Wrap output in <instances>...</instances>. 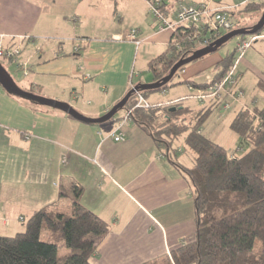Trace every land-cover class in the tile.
<instances>
[{
  "label": "crops",
  "instance_id": "crops-1",
  "mask_svg": "<svg viewBox=\"0 0 264 264\" xmlns=\"http://www.w3.org/2000/svg\"><path fill=\"white\" fill-rule=\"evenodd\" d=\"M169 1L175 0H163L164 11L166 19L174 23L181 3L171 6ZM190 1L212 10L224 8L221 0ZM124 2L127 4L121 9L138 4L137 0L118 4L108 0H0V37L5 47L19 48L20 55L23 48L26 50L16 60L7 61L17 64V72L23 73L24 86H18L69 104L87 118L99 119L134 87L154 83L150 69L147 74H136L138 54L142 47L151 45L166 52L180 26L159 32L155 19L143 39L138 26L111 30L106 38L80 32L78 24L86 26L83 21L88 17L98 20V8L107 4L115 12ZM240 2L241 7L246 4L245 0ZM142 8V14L148 11L146 5ZM258 13L254 12L255 18ZM50 15L57 16L58 22H52ZM134 29L139 42L142 40L139 46L128 39ZM151 54L148 62L158 57ZM206 58L194 62L197 64L190 71L186 68L181 72L173 79L174 86L146 99L153 98L152 105L163 107L175 101L192 110L208 106L194 99L197 106L192 107L178 89L185 85L189 89L185 81L207 84L214 80L215 72H199L212 60ZM220 63L216 64L218 69ZM242 63L252 68L247 60ZM243 75L241 72L238 88L241 86L249 98L242 102L251 109L262 107L264 96L263 102L256 99ZM259 80L264 85V74ZM217 110L220 115L216 120L223 121L226 110L221 106ZM123 112L109 122L87 124L0 88V236L22 233L23 222L26 226L29 217L43 209L69 214L78 201L110 225L90 264H147L196 242L198 222L191 183L132 118L123 119ZM119 125L126 136L122 142L114 139ZM203 127V135L224 147L213 140V134L207 136ZM179 152L176 161L192 168L180 162ZM74 186L81 189L78 198Z\"/></svg>",
  "mask_w": 264,
  "mask_h": 264
},
{
  "label": "trees",
  "instance_id": "trees-1",
  "mask_svg": "<svg viewBox=\"0 0 264 264\" xmlns=\"http://www.w3.org/2000/svg\"><path fill=\"white\" fill-rule=\"evenodd\" d=\"M108 1L118 4L121 0ZM165 8L166 5H161L160 10L167 18ZM256 10L264 11V0L246 2L231 15L236 17ZM214 35L215 31L208 25L200 29L178 27L167 51L149 62L155 82L167 77L181 59L203 49L198 43ZM248 37L240 36L238 42ZM235 58L236 49L221 61L219 71L210 83L185 81L184 84L207 88L227 74ZM186 67L176 73L174 80ZM174 80L161 89L141 91L140 94L148 98L153 92L174 86ZM261 86L264 89V85ZM137 96L136 93L130 97L124 110L134 107ZM182 105L179 101L161 108L132 112L135 123L191 183L198 222L196 242L173 250L171 258L162 257L147 264H264V105L254 108V113L240 108L232 120V131L240 136L242 144L251 148L240 158L230 156L224 147L201 133L203 125L221 106L219 102L212 101L199 110L182 108ZM172 109L176 110L172 112ZM187 114L191 115V125L183 120ZM185 135V143L195 153L192 168L176 161L178 148L174 144ZM74 190L78 198L81 189L74 186ZM25 227V231L16 236H0V264H90V258L110 232L106 221L78 201L74 202L69 214L53 213L48 209L37 211L29 217ZM257 241L261 244L259 253L255 252ZM62 251L66 253L61 254Z\"/></svg>",
  "mask_w": 264,
  "mask_h": 264
},
{
  "label": "rangeland",
  "instance_id": "rangeland-1",
  "mask_svg": "<svg viewBox=\"0 0 264 264\" xmlns=\"http://www.w3.org/2000/svg\"><path fill=\"white\" fill-rule=\"evenodd\" d=\"M137 1H138V4H136L135 7H133L131 5H127V7H125L126 9H121V8L123 7V4H127V2L122 3V6H120V8L118 7V9H117V15L115 14V12L113 10L114 8L113 9L107 8V6H106L107 4L98 8V12H97L98 13V17H97L98 20H96L92 17H88L86 19V21H83L86 23V26L82 25V24H78L81 27L80 32L82 31L84 34H88L94 38L95 37L106 38V36L108 35V33L111 30H115V29L119 30L121 28L125 29V28H127V26H138V28H140V32H141V39H143L145 37L146 33L149 32L151 29L150 24H152L156 20H155L154 16L151 14V5L147 2V0H137ZM221 1H222L224 8H230V9L238 10V9L242 8L241 6H239L241 4L240 1H244V0H221ZM177 2H179L181 4L189 3V4H193V5H199V2L195 3V2L190 1V0L169 1L168 4L171 3V6H173V4L174 3L176 4ZM107 3H109V2H107ZM142 5H146V10H148V11H145L144 14L141 13V12H143ZM89 11H91V10H89ZM263 15H264V11L263 12L259 11L256 18L254 17V13H244L238 17L234 16L236 19V22H237L236 26H238L237 29L250 28V27L256 26L260 22V20L262 19ZM49 18L52 22H54L55 20H56V22H58V18L55 15H50ZM186 26H189V24H186ZM237 29H235V30H237ZM233 31L234 30H232V31L223 30L222 32H223V35H228L229 33L233 32ZM81 33H79V35ZM261 35H264V31L262 32ZM261 35L249 36L247 39L242 41V42H244V41L249 42L252 38L259 37L258 38L259 40L258 39L255 40L254 43L252 44V46L245 52V55H244V57L246 56V58H244V59L247 60L252 65V68L245 67L244 64L242 63L239 66V73H240V75H241V72L244 73L243 77L245 76V84L247 85L248 89L255 96H257V98L255 97L256 99L262 100V102H263L264 89L262 88L261 84H259L260 83L259 82L260 81L259 76L261 74H264V36H261ZM238 38L239 37L234 38L231 41H229L224 47L220 48V50L218 52H216L215 54L208 55L206 59H212V60H210V62H208L209 66L205 70L203 68H201L199 70V72L206 73V74L203 73V75H207V74H211V73L213 74L215 72V75H216L219 71V69L217 68L218 67L217 65L220 63V61H222L226 57L227 54H229L230 52H232L235 49V47L239 43ZM141 42H142V40H140V43ZM163 50L164 49L159 50V48L154 47V45L142 47L139 54H138L136 74L137 73L147 74L146 72L149 71V62H150V61L148 62L146 59L147 55L149 53H152L150 56H154V55L159 56L160 54H162V52L165 51V50L164 51ZM25 52H26V50L23 48L22 54L20 56L24 55ZM211 57H213V58H211ZM0 61L3 65V67L6 69L7 73L15 80V82L19 86L23 87L24 86L23 73L17 72L18 71L17 70V64L9 63V62L4 61V60H0ZM197 63H199V61ZM197 63H195V64L191 63V64L187 65L186 71H190V69L194 65H196ZM246 68H248V69H246ZM212 76L210 75V77H208V80H210L212 78ZM148 77L152 80L151 74H149ZM190 80H193V79H190ZM239 81H240V79H239ZM135 82L137 83L138 80H135ZM238 86H239V83H238ZM0 88H2V87L0 86ZM178 89L183 90L182 91L183 96H185V97H183V99L185 100V102H187V104L191 105L192 107L197 106L196 102H195V100H197V99L192 98L193 93H191V96H190L188 86H187V88H186V85H185V87L179 86ZM238 89L240 91L244 92L242 90L243 88L241 86ZM187 90H188V92H187ZM244 94H245V99H246V96H247V98H249L245 92H244ZM151 95H159V92L152 93ZM21 99H24V98H21ZM24 100L31 102V103H34L32 101H29L28 99H24ZM150 100L151 101H148V100L147 101L150 104H152L154 99L151 98ZM244 100H242V101H244ZM258 100H255V102H258ZM210 103H211L210 100L205 101L206 105H208ZM254 108H256V107H254ZM238 110H240L238 102L233 101L231 109L225 111V113H224L225 118L223 121L216 120V117L220 115V110L219 111L216 110L213 113V115H211V117L207 120V122L205 123V125L203 127V129H206V135L207 134H213V136H214V137H212L213 140L221 143L226 148V150L229 152V155L236 157V158H240V157L244 156L251 149L248 145L241 143L240 136L238 134H236L234 131H232V129L230 127V123L232 122V120L236 116V113L238 112ZM249 111L251 113H254V109L249 108ZM183 120H184L185 124H187V125L192 124V120H191L190 115L183 116ZM184 140H185V136L181 137L178 141L175 142L174 147L178 148L180 150L179 157H178L180 162H182L183 164H186L187 166H193L195 153L184 142ZM21 227H23L22 232H24L25 231V222H23V225H21ZM10 234H12V236H16L18 233H10ZM260 251H261V244H260V242L257 241V243L255 245V252L259 253ZM65 253H66L65 251L61 252V254H65ZM169 257L171 258V255Z\"/></svg>",
  "mask_w": 264,
  "mask_h": 264
},
{
  "label": "built area",
  "instance_id": "built-area-1",
  "mask_svg": "<svg viewBox=\"0 0 264 264\" xmlns=\"http://www.w3.org/2000/svg\"><path fill=\"white\" fill-rule=\"evenodd\" d=\"M151 5V13L154 18L159 21V25L157 30L159 32L165 30H173L176 26H186L201 28L204 25L210 26V29L215 31V35L209 38H205L204 40L198 43L199 47H207L213 42H215L216 37H219L223 34V30L232 31L237 26V22L234 16L231 15V12L234 9L230 8H217L210 9L208 5H190V4H181L179 6L178 13L176 15V21L174 23L167 20L162 11L160 10L161 5H163V0H147ZM261 0H246V2H255ZM128 39L132 42H135L138 46L140 42L138 40V30L134 29L128 33ZM258 37L252 38L249 42H239L236 47V58L228 70L227 74L218 82L209 85L207 88H195L189 87L192 96L196 98L201 104H205V101L210 100L219 102L221 107L225 110H230L233 104V101L238 102V105L241 106V109L249 110L247 105H245L242 100L245 98L244 92L238 89V83L240 79L239 66L244 59L245 52L252 46L255 40ZM3 37H0V60L4 61H12L16 60L20 55L19 48H8L5 47L3 42ZM1 63V61H0ZM2 64V63H1ZM26 75L28 71H25ZM137 101L134 107L130 110H124V120H131L132 112L135 109H151L153 107L161 108L163 105H152L147 99L137 93ZM179 101L172 102L170 104L177 103ZM169 104V105H170ZM117 133L114 135V139L116 142L125 141L126 136L122 132V125L117 127ZM24 221V219H21Z\"/></svg>",
  "mask_w": 264,
  "mask_h": 264
},
{
  "label": "water",
  "instance_id": "water-1",
  "mask_svg": "<svg viewBox=\"0 0 264 264\" xmlns=\"http://www.w3.org/2000/svg\"><path fill=\"white\" fill-rule=\"evenodd\" d=\"M264 29V15L260 22L253 28V29H237L233 32L229 33L228 35H225L222 39L217 40L210 44L209 46L195 52L193 55H191L188 58L181 59L172 69L171 73L162 79L161 81L147 84V85H138L134 87L122 101H120L111 111H109L106 115L99 119H90L85 117L84 115L77 112L71 105L61 103L55 100H50L44 97L37 96L33 93L27 92L23 90L21 87L18 86V84L15 82V80L7 73L6 69L3 67V65L0 63V86L11 95H16L18 97L28 99L29 101L39 103L43 106H47L53 109L60 110L67 115L73 117L75 120L87 123V124H101L104 122H109L113 120L116 115L123 111L126 107V104L130 97L133 94L140 93L141 91L146 90H158L162 87L168 85L175 77L176 73L182 68L185 67L191 63H194L208 55L214 54L219 51V49L227 42L231 41L234 38L240 37V36H254L259 34ZM181 109V108H180ZM176 109H172L171 111H175Z\"/></svg>",
  "mask_w": 264,
  "mask_h": 264
}]
</instances>
